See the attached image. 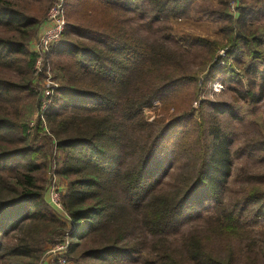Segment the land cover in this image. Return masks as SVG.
Returning <instances> with one entry per match:
<instances>
[{
	"label": "trees",
	"instance_id": "1",
	"mask_svg": "<svg viewBox=\"0 0 264 264\" xmlns=\"http://www.w3.org/2000/svg\"><path fill=\"white\" fill-rule=\"evenodd\" d=\"M55 1L0 0V264H41L65 237L73 264H259L264 252L247 224L264 220V171L236 175L225 204L227 107L192 108L216 79L234 103L262 102L256 13L237 7L235 19L227 10L243 0H217L202 11L221 39L171 46L141 37L131 16H147L151 30L187 18L197 0H62V39L43 54L58 87L30 125L23 105L33 101L37 114L42 88L28 45ZM253 138L239 152L263 160L264 139ZM183 158L194 159V173L169 181L168 164ZM53 176L66 185V218L46 199ZM202 196L215 212L171 241Z\"/></svg>",
	"mask_w": 264,
	"mask_h": 264
},
{
	"label": "rangeland",
	"instance_id": "2",
	"mask_svg": "<svg viewBox=\"0 0 264 264\" xmlns=\"http://www.w3.org/2000/svg\"><path fill=\"white\" fill-rule=\"evenodd\" d=\"M237 2L234 1L230 4V7L234 6V11L229 7L227 14L236 19L238 15L236 8L249 6V8L256 13L255 18L253 19L254 22L252 29L256 30L258 38L264 42V0H243V3L242 1ZM193 6L192 12H190V15L187 18L182 20H171L169 23L165 24V26L163 24L154 23V25H151L152 29L148 30L146 28L148 17H138V15L131 16L130 25L146 40H164L171 46L179 44L183 45L187 40L191 41L198 37L220 40L221 34L218 31V23H215L208 14H204L202 11L215 9L217 6V0H197ZM82 40L86 43L88 42L86 39ZM31 43L32 42L28 45L29 50L31 49ZM66 59L65 56H62L60 58L61 63L66 62ZM257 67L260 71H264V59L261 62H258ZM50 74L53 81L52 83L55 88H57L58 81L56 77L58 78L59 74L56 70H51ZM200 79H202V77H200ZM37 84L42 88V91L45 90L46 84L43 81V77L37 80ZM207 100L215 105L223 106V108L227 107L226 110L222 112L221 120L222 134L230 138L227 146L229 173L226 179H224L226 184L222 189L224 202L225 204H228L230 201V189L236 190L238 188L239 183L236 182V180H233L236 175L264 171V159H260L256 153L248 155L246 151L239 152V149H244V143L246 140H252L254 139L253 137L264 139V99L255 107L247 105L243 101L234 103L229 92L225 91L220 81L216 79L211 83H208L206 86H202L200 94L192 104V108L197 110L199 101ZM156 106L157 104L154 105V107ZM154 112V110H146L144 113L145 117H147L148 120L149 118L153 119L155 116ZM22 115L21 119L24 123H29L30 125L34 123L36 106L33 101L29 100L23 105ZM193 166H195L193 158H183L177 162L171 161L167 166L169 169L167 179L169 181H174L177 177L184 179L194 173V170H192ZM58 180L60 187H64V181L60 179ZM202 197L203 198L200 201H196L193 208L186 213L187 216L181 221V225L178 227V230L173 237H169L171 241L179 242L182 235L200 227L203 223V219L215 212V202L208 201L205 196ZM204 197L206 199H204ZM251 220L252 221L248 222L247 228L253 230L254 236L258 240L259 245L262 246L264 252V220ZM263 255L260 254L259 256V264H264ZM70 264L73 263L70 262Z\"/></svg>",
	"mask_w": 264,
	"mask_h": 264
},
{
	"label": "built area",
	"instance_id": "3",
	"mask_svg": "<svg viewBox=\"0 0 264 264\" xmlns=\"http://www.w3.org/2000/svg\"><path fill=\"white\" fill-rule=\"evenodd\" d=\"M234 11V6L230 7ZM66 27V21L64 17V7L62 0H56L49 8L46 19L40 26L39 32L36 38L32 41L30 51L37 56L34 71L36 73L37 80L42 76L43 81L46 84L45 90L41 91V105L38 113L41 114L48 106V98L52 95L55 86L50 74V68L44 69L43 67V54L54 44L58 43L62 37L63 31ZM222 55L223 52H220ZM54 86V87H52ZM149 120H152L149 118ZM65 187V185H64ZM64 187H60L59 180L53 176L50 184L46 190V199L48 204L53 210L62 218H66V214L63 211L61 204V195L64 193ZM69 246L68 237H65L62 243L57 244L47 250L46 254L41 260V264H70L66 259L67 248Z\"/></svg>",
	"mask_w": 264,
	"mask_h": 264
}]
</instances>
